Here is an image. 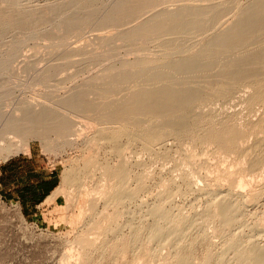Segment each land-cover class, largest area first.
Returning a JSON list of instances; mask_svg holds the SVG:
<instances>
[{"label":"bare ground","instance_id":"bare-ground-1","mask_svg":"<svg viewBox=\"0 0 264 264\" xmlns=\"http://www.w3.org/2000/svg\"><path fill=\"white\" fill-rule=\"evenodd\" d=\"M147 1L116 0L112 7H100L99 0H89L87 5L81 0H73L64 3L53 2L46 6L37 4L35 0H0V28L3 30L0 33L25 26L34 28L40 23L50 21H55L56 26L60 23L64 27H73L81 20L96 18L100 19L102 24H120L129 15L133 16L135 12L138 14L137 11L143 12V6H148L149 3L151 5V2ZM257 1L254 0V4L242 8L243 12L238 14V18L242 20L221 27L220 31L207 37L198 49L196 46L191 56L181 57L166 64L171 55L180 51L177 44L179 36L182 38L188 32L194 33L198 28L201 33H208L211 30L208 24L212 29L218 28L228 12L216 8L211 12L187 15V18L181 15L182 19L185 18V27L180 35L173 36L177 37L175 39L178 46L175 42V46L169 45L166 58L158 60L160 66L149 70L152 73L149 82L152 84L146 85L147 88L134 87L123 99L105 104V113L99 119L97 131L88 135L82 143L86 150L93 148L101 157L95 160L90 158L82 168L67 169L62 177V187L47 200H54L58 194H64L69 188L81 193L87 186V179L97 172L95 170L98 166L102 169L104 182H101L104 184L95 187L98 193L96 190L94 193L99 194L98 196L91 194L94 198L90 199L89 208L82 212L83 226L75 240L78 246L75 256L81 261L80 264H94L91 261L98 253L100 263H104L123 259L130 252L137 256L148 255L152 259L161 260L163 264H264V230L262 231V226L259 225L262 223L259 212H254L253 208L264 200V186L262 190H254L255 187L252 189L250 184L243 180L248 172L254 173L264 168V136L257 138L258 134H264V114L257 120L249 119L245 124H241L236 118V113L217 109L197 111L206 95L226 98L230 94L242 92V88L247 90L241 100L250 111L249 114H253L258 107L264 108V33L248 42L241 41L242 43L233 50H224V56L222 54L220 59L227 57L228 61L220 60L218 63V60H213L215 51L230 40L241 39L264 30L261 18L264 14V4L256 6ZM260 1L264 3V0ZM177 13L178 11L175 13L172 10L157 15L156 19L146 20L132 29V32H128L126 37L132 39L141 34L154 33L161 18L166 17L167 21V18H171V21L180 16ZM259 18L261 21L257 20ZM163 21L164 19L161 25ZM166 24L164 22V26ZM194 56H198V68L201 60L208 62L209 59L213 60H210V63L214 64L216 61L218 66H222L213 75L216 76V81H219L218 86L205 82V85L203 83L201 86L202 83L199 85L198 81L197 84L194 78L198 77L196 69H193L197 73V76L195 73L193 77L195 81L191 79L188 74L192 72L186 69L194 64L196 66ZM17 60V57L10 56L0 62L6 63L8 68ZM87 60L101 61L91 57L84 61ZM221 61L225 63L221 64ZM207 62V65L210 64ZM152 63V60L143 58L126 60L121 63L120 69L112 65L106 72L111 73L118 69L120 71L117 76L124 77L126 74L135 73L134 69ZM205 67L201 68L205 70ZM43 69L36 70V81L40 83L53 76L50 74L52 69ZM184 70L189 73L185 71L188 74L183 75H188L190 79H179V74L182 75ZM138 71L135 74L139 75ZM147 71H144L145 75ZM46 74H50V77H45ZM101 78H91L84 86L69 89L71 91L65 96L50 103L46 100L32 102L21 99L11 109L3 110L1 101L8 97L0 95V161H8L12 154L19 155L23 149L25 152L24 146H29L35 138L44 141L49 151L78 142L70 139L77 131L75 119L86 111L91 115L95 112L93 84ZM123 79L125 78L121 80ZM89 96L90 101L84 100ZM251 136H255L257 140L248 144ZM172 140L178 142L182 149L183 144L193 143L200 144L201 147H214L216 152L236 153L247 166L236 175L228 174L230 184L226 189L220 186L214 189L207 178L206 185L199 186L194 178L195 173L193 176L192 172L183 173L179 179L166 175L162 177L161 174L162 181L165 178L168 185L164 186V190L157 194L152 203H148L144 201L143 196L151 187L149 183L154 180L153 174L144 170L148 163L136 160L127 151L140 148L149 152L153 160L164 161L173 157L174 146L170 143ZM138 151L136 150L137 154ZM181 152L184 154V150ZM184 155L182 159L188 161L189 154ZM204 167L206 163L199 165V168ZM248 185L252 189L250 193L245 192ZM179 196L185 200L191 196H196V199L197 196L206 197L204 209L198 212L195 209L197 203L191 202L193 211L185 214L184 205L176 202ZM133 205H137L135 212H131ZM214 237H219L221 243L214 242ZM164 250H167L166 254ZM71 254H74L73 249L65 257H72ZM70 257L71 263L73 259Z\"/></svg>","mask_w":264,"mask_h":264},{"label":"rangeland","instance_id":"rangeland-1","mask_svg":"<svg viewBox=\"0 0 264 264\" xmlns=\"http://www.w3.org/2000/svg\"><path fill=\"white\" fill-rule=\"evenodd\" d=\"M35 1L41 6H46L53 2H73V0ZM253 1L254 0H148L147 2H151V5L146 2L148 6L145 5L143 6L144 8L142 7L141 10H144L143 12L141 11L142 13L137 11L138 14L135 12L133 16L129 15V17H126V19L121 21L122 23L120 22V24L106 25L102 24L100 19L96 18L81 20L73 27H64L62 25L63 28L60 23L56 26L55 21H50L48 23L38 24V26H36L37 28L25 26L12 29L5 33L1 32L0 39H3L1 40L2 44L0 46V60L6 59L10 56L18 58L17 62L8 68L6 63L0 62V95L4 96V98L8 97L1 101L3 105L2 107H4L3 110L11 109L18 101H21V99L23 101L27 100L32 102L42 100L45 102L46 100V102L49 103L56 101L59 97L65 96L71 90L84 86L89 79L96 78V76L102 77L100 81H97L96 83L94 82L93 84L94 89L92 98L96 105V108H94L95 112H92L91 115V113L86 111L81 117L75 119L77 121V131L70 139L78 140V142L72 143L69 146L68 144L67 146L62 145V147L57 148L55 151H49L45 147L44 141L40 138H35L29 143V146H24L26 148L25 152L23 149V152H21L19 156L14 153L11 155V158H15L16 156V158L19 157L20 159H23L31 155L32 159L29 161L35 166L38 165L41 167L42 162L45 166L54 169L59 174V188H61L62 177L67 169L82 168L90 158L95 160L99 158V156L101 157V155H99V153L93 148L86 150L82 143L88 135L97 131L99 127V119L105 113V104L123 99V97L128 95L134 87L147 88L146 85L150 86L152 83L149 82V80L152 79V73L149 70H153V68L160 66L158 60L166 58L165 55H168V47H170L169 45L171 44L174 45L173 42L176 44L177 40L178 42L181 40L179 42L180 44L177 42L179 46L176 44V46L180 47V51L177 54H173L174 56L171 55L169 60L166 61V64L181 57L186 58L191 56L194 53L196 46L198 49L200 44H202L207 37L220 31L222 29L221 27L224 28L230 24V22L232 23L236 22V20H242L238 18V14L243 12L242 8H245L246 5L254 4ZM258 1L257 4H255L256 6L264 4L261 1ZM81 2H87L89 4V0H81ZM115 2L116 0H99L98 5L100 7H112ZM146 6L149 8L147 9ZM216 8L228 12V15L224 18L223 22L221 21L219 23L221 25H218V28L214 27L212 29L210 28L211 26L209 27L210 24H208V28L211 29L208 33L203 31L201 33V29L198 31V28L196 30L194 29L195 31L192 30L195 34L193 32H188L187 35L184 34L182 36L183 39L181 36H179L178 38L180 39L177 40L175 39L177 37H173L174 35H180L183 31L185 27L184 21L185 18H187V15H192L198 12H211ZM172 10L175 13L178 11L177 14L180 16L177 15L179 17H176L175 19L172 17L174 20L171 21V18H167L169 21L166 20V17L161 18L160 21H158L161 25L162 19H164L163 25H159L157 29L155 28L156 30L155 32L153 31L154 33H146L148 35L151 34L150 36L141 34L142 36L140 35L137 38L128 39L126 37L128 36L126 34H129L130 31L132 32L136 26L144 21L156 19L157 15ZM48 15L49 14L46 16L48 17ZM181 15L185 18L182 19ZM175 16L176 14L174 17ZM261 18L264 24V14ZM261 18L257 20L261 21ZM164 22L165 24L167 23L165 26ZM205 25L207 26V24ZM0 31L3 30L1 29ZM263 33L264 30L261 33L247 35L241 39L230 40L223 47L215 51L213 60H218V63H220V60L228 61L227 57H222L224 60L220 59L222 54V56H224V50H233L240 43L248 42L261 36ZM173 38L176 41H173ZM64 41L65 44H63ZM90 57L92 59H101L102 62L91 60L84 61ZM197 57L198 56L193 57L196 66L194 64L193 66H189V69H186L190 70L192 73L188 74L189 72L184 70L181 74L191 75V79L194 80L193 77L197 72L198 77L200 78L194 77L196 78V81H194H198L199 85L202 83V86L205 82L211 84V86L216 84V86H218L219 81L217 80V83V78L213 75H215L217 70H220L222 66H218L216 61L214 64L210 63V60L212 59H209L208 62L207 60H201V62L198 63L200 70L197 67ZM142 58L152 60L153 63L145 64L140 68L134 69L135 73L139 70L138 73L140 72V76L135 73L126 74L124 77L117 76V73L120 71L118 69H120L119 67L123 61H135ZM198 59L200 60V58ZM222 61L221 64L225 63ZM206 62L210 64L207 65ZM205 64L207 67H210H208V70L207 67H205ZM32 65H34V67H32ZM112 65H116L118 71L116 70L111 73L106 72L107 68ZM200 66L205 67L206 69L203 70ZM43 68L52 69V73L50 74L53 76L50 77V74H46L45 77L49 76L50 79L40 83V81H36V70ZM193 69H196V72H194ZM142 70H148L149 73L147 71V74H149V76L147 74L146 76L144 74L146 72L144 71L142 73ZM197 73L195 76H197ZM182 75L179 74L180 78H178H182L181 80L190 79L188 75V77ZM122 78L125 79L121 80ZM211 80L213 81V84ZM241 91L242 92H236L234 95L230 94L226 98H216L212 95H206L205 100L201 103V106L197 111H210L217 109L224 112L236 113V116H238L236 118L241 124H245L249 119H259L264 114V108L258 107V109L254 111L255 113L253 112V114H249L250 111L247 110L246 105L243 103V100H241L244 92L247 90L242 88ZM97 96L100 98H96ZM84 100L88 102L91 100V97H85ZM258 136L259 137L257 138H260L264 136V134H258ZM256 140L255 136H251L247 143L250 144ZM170 143L174 146L173 157L170 159H164V161L163 159H157V161L153 160V157L149 152L142 151L140 148V151H138L139 149H136L139 154H137L136 150L133 151L130 149L127 151L128 154L136 160L148 163V165L145 163L147 167L144 168V170L146 173L153 174L152 176L154 180L158 179L156 180L157 182L154 180H151L152 182L149 181L151 186L149 187L150 191L148 189V193L143 196L144 201H147L148 203H152L157 194L164 190V186L168 185L165 178L163 181H166L164 183L162 181V177H165V175L179 179L183 173L192 172L193 176L195 173L194 178L199 186H205L207 178V181H209L214 189H218V186L226 189L230 184L228 174L232 173L233 175H236V173H238L243 167L247 166L236 153L226 154L224 152H216L214 147H201L200 144L195 145L193 143L183 144L182 149L178 142L172 140ZM247 143L245 145H247ZM183 150L185 155L181 154L183 153L181 152ZM187 154H189L190 159L184 161L182 159L183 155L186 156ZM180 160L182 162H180ZM201 163H206V167L199 168ZM0 164H3V162L0 161ZM189 164L191 166H189ZM188 167L189 169H187ZM95 172L96 173L91 176L92 179H87V186L81 193L69 188L64 194H58L54 200L40 206V210L34 217L24 215L20 206L15 203L0 202V264H69L70 256L65 257V255L70 251L72 252V249L74 257L71 254L72 257H70V259L73 260H71L70 264H80L81 261L75 256L77 253L75 251H77L78 248L75 240L79 236L83 226L82 212L89 208V201L91 198H94L91 194L94 196L99 195L97 194L98 191L95 187L100 186L101 183L102 185L104 184V176L100 166H98ZM161 174L162 177H160ZM159 179L161 181H159ZM243 180L244 182L246 181L249 183L252 189L255 187L254 190H262L264 186V168L261 171L254 173L248 172ZM201 182L203 184H201ZM250 186L248 185V188L245 187L247 189H245V192H251L252 189ZM95 190L97 193H94ZM75 193H78V195ZM205 198L206 197L199 198L197 196L196 199V196H191V198L189 197V199L185 200L182 196H179L177 197L176 202L180 205H184L183 211L185 214H190L193 211L190 207L191 202L197 203L195 209L198 212H201L204 209V204H206ZM256 205L253 207L254 212H259V218L262 221L259 225L262 226L261 230L263 231L264 200L258 202ZM136 210L137 205H133L131 212H135ZM213 239L214 242L216 241L218 244L221 243L219 237H214ZM166 252L167 250H164V254H166ZM98 255L99 253L95 255V258L94 260L92 259L93 261H91V263H100ZM97 256L99 258L98 260L96 259ZM118 261L110 260L100 264H163L159 259H152L148 255L137 256L131 252Z\"/></svg>","mask_w":264,"mask_h":264},{"label":"crops","instance_id":"crops-1","mask_svg":"<svg viewBox=\"0 0 264 264\" xmlns=\"http://www.w3.org/2000/svg\"><path fill=\"white\" fill-rule=\"evenodd\" d=\"M30 159L31 155L15 156L0 164V199L19 205L24 215L34 217L59 188L60 176L42 162L41 167L35 166Z\"/></svg>","mask_w":264,"mask_h":264},{"label":"built area","instance_id":"built-area-1","mask_svg":"<svg viewBox=\"0 0 264 264\" xmlns=\"http://www.w3.org/2000/svg\"><path fill=\"white\" fill-rule=\"evenodd\" d=\"M0 202H3L4 203L5 201H3V200L0 199Z\"/></svg>","mask_w":264,"mask_h":264}]
</instances>
